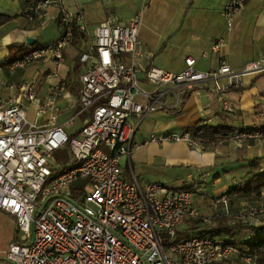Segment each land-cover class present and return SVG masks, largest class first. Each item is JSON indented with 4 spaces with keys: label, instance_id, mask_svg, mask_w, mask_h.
<instances>
[{
    "label": "built area",
    "instance_id": "1",
    "mask_svg": "<svg viewBox=\"0 0 264 264\" xmlns=\"http://www.w3.org/2000/svg\"><path fill=\"white\" fill-rule=\"evenodd\" d=\"M55 6L60 35L40 49L32 50L8 65L23 67L41 58L62 60V49L72 36V21L89 35L90 45L78 55L84 69L78 74V109L72 117L88 111L75 134H67L49 113V125H37L26 118L25 106L13 101L0 106V211L9 215L15 233L2 261L6 264H211L235 261L255 264V256L220 239L193 233L177 239L176 230L194 216L192 192L146 181L131 171L129 154L137 144L133 130L148 114L177 110L185 95L207 80L225 77L227 86H238L244 74L264 71V55L232 70L220 61L211 70L194 68L195 59L186 56L179 71L154 65L139 75L136 56L140 43L136 11L127 21H99L89 34L78 13L62 0H36L24 11L27 19L43 24ZM241 7L240 0H225L219 14L230 24ZM211 44V49L217 47ZM141 83L150 86L144 88ZM64 79L52 88L57 97ZM27 101L35 98L34 82L21 85ZM216 90L223 89L215 85ZM45 111L37 105L35 115ZM133 116L135 125L127 120ZM232 142L264 138V127L234 130L225 135ZM181 142L193 150L205 143L190 130L149 135L143 143ZM65 150L69 156L53 166L52 153ZM125 157L129 179L120 175L119 158ZM63 166H67L62 169ZM60 170L58 173L53 171ZM83 180L82 182H79ZM79 182L78 184H75ZM223 199L213 200L214 203ZM249 206V205H248ZM248 216H264V207L249 206Z\"/></svg>",
    "mask_w": 264,
    "mask_h": 264
},
{
    "label": "crops",
    "instance_id": "2",
    "mask_svg": "<svg viewBox=\"0 0 264 264\" xmlns=\"http://www.w3.org/2000/svg\"><path fill=\"white\" fill-rule=\"evenodd\" d=\"M224 1L62 0L66 9L80 15L89 34L101 20L125 22L139 11L140 52L135 58L139 75L150 65L179 71L186 56L195 59L194 68L200 71L214 69L220 61L232 70H239L245 62L260 59L264 55V0H240L241 7L229 25L219 14ZM30 3V0H0V13L10 17L0 24V62L8 56L7 45L11 43L25 45L29 37L33 39L31 44L46 46L59 37L56 7L50 6V15L43 24H38L36 18L29 20L24 15ZM82 36L83 32L80 37L71 38L62 49L61 61L44 57L12 70L0 64V106L10 100L20 101L25 113L31 111V119L26 116L29 121L49 125L48 115L52 113L55 124L62 125L65 133L75 134L88 117V111H82L72 117L71 124H64L78 109V74L84 69L78 61V55L84 51ZM218 40L212 50L211 44ZM62 79L64 89L59 96H52V88ZM21 81L34 82L32 101L23 98ZM238 81V86H227L225 77L207 80L187 93L177 112L157 110L145 116L133 130L132 141L137 147L129 154L136 179L169 188L191 185L193 208V204L205 203L209 211L226 215L232 208H245L248 205L245 199L254 195L241 197L230 190L248 171L246 162L241 159L264 156V138L239 139L238 146L233 148L232 141L225 135L264 125V71L244 74ZM141 85L150 88L144 83ZM215 85L223 89L216 90ZM37 105L45 108L39 115H35ZM127 123L134 128V117ZM191 128L197 130L196 137L206 142L201 150H193L181 142L143 143L152 134ZM261 168L264 170V161ZM260 195L264 196V188L256 196ZM221 197L223 199L213 202ZM12 237L13 232L1 252Z\"/></svg>",
    "mask_w": 264,
    "mask_h": 264
},
{
    "label": "trees",
    "instance_id": "3",
    "mask_svg": "<svg viewBox=\"0 0 264 264\" xmlns=\"http://www.w3.org/2000/svg\"><path fill=\"white\" fill-rule=\"evenodd\" d=\"M34 2L36 0H30ZM10 17L8 14L0 13V24L8 20ZM82 32L77 29L75 21H72V36L71 38L80 37ZM44 46H35V44H9L7 45L8 56L0 62L1 65H10L14 61L20 59L25 54L32 50L40 49ZM187 94L185 95V98ZM170 112H177L178 110H168ZM258 127V128H263ZM253 128H248L246 130H252ZM190 130L193 137H196V129H188ZM243 130V129H239ZM225 135V134H224ZM223 135V136H224ZM198 138V137H197ZM202 142L206 144V142L200 138H198ZM241 160L246 162L248 167V171L246 175L241 178L240 183L235 186L230 192L241 196V197H249L251 195H258L260 190L264 188V170L261 168V162L264 161V156H252L249 158H242ZM67 166H63L62 169H65ZM60 170L53 171L54 173H58ZM183 190L191 191V185L184 184L179 187ZM184 227L177 228L176 230V238L182 239L188 237L193 233H202L214 236L219 238V236H224L225 239H220L224 243H229L239 250H244L250 254L255 256V264H264V223L261 226L250 227V237L244 238L240 231L243 228H246V225L241 222L239 219L234 222H229V220L222 214H213L210 218V221L207 223H201L202 220L200 217L195 218H186L184 221ZM218 236V237H217ZM211 264H239L235 261H223V262H215Z\"/></svg>",
    "mask_w": 264,
    "mask_h": 264
},
{
    "label": "rangeland",
    "instance_id": "4",
    "mask_svg": "<svg viewBox=\"0 0 264 264\" xmlns=\"http://www.w3.org/2000/svg\"><path fill=\"white\" fill-rule=\"evenodd\" d=\"M89 45H90L89 36L86 33H83V36L81 38V48L83 50H87ZM30 115H31V111L27 110L26 111V116H27L28 119L29 118L31 119ZM74 123L75 124L77 123L76 120H74ZM232 144H233L232 145L233 148H235L236 146H238L239 143L237 141V142H232ZM68 156H69V154L65 150H61V149L55 150L52 153L53 162H50V164L53 165V166L60 167L66 162V160L68 159ZM124 164H125V157L121 156L119 158L120 175L123 178H125V179H129L128 173L125 170V168L123 167ZM82 181L83 180H81L79 182H82ZM79 182H76L75 184H78ZM245 202H246V204H248L249 206H252V207L253 206H255V207H264V196L261 197V195L260 196H255L254 195L250 199H245ZM248 205L245 208H241V209H237V208L233 209L232 208V210L228 213V215L222 214L229 220V222H234L235 220L239 219L241 222H243L246 225V228H243L240 231V234L244 238H249L250 237V235H251L250 232L252 231L250 227L261 226L264 223V216H256V215L248 216L244 212V210L247 207H249ZM193 206H194L193 209H194L195 215L194 216H189L187 218L200 217L201 220H202L201 223H203V224L209 222L211 216L216 213V211L215 212H211L208 209H206L207 205L205 203L204 204H198V205L193 204ZM258 221H263V222L261 224H258L257 223ZM184 225H185L184 222H182V224H180L178 226V229L184 227ZM12 232H13V235H14L15 230H14V224H13V229H12V220L8 216H6L3 212L0 211V264H3L2 263L3 261L1 260V257H2L1 249L6 245V243H7L8 239H9V237L11 236ZM219 237L222 240L225 239L224 236H219Z\"/></svg>",
    "mask_w": 264,
    "mask_h": 264
},
{
    "label": "water",
    "instance_id": "5",
    "mask_svg": "<svg viewBox=\"0 0 264 264\" xmlns=\"http://www.w3.org/2000/svg\"><path fill=\"white\" fill-rule=\"evenodd\" d=\"M32 41H33V39H32V38H29V37H27V38L25 39V42H26L27 44H31Z\"/></svg>",
    "mask_w": 264,
    "mask_h": 264
}]
</instances>
